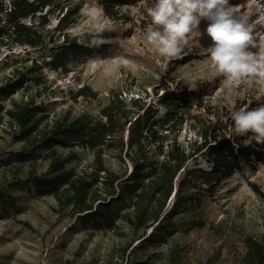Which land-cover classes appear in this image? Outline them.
Instances as JSON below:
<instances>
[{"label":"rangeland","instance_id":"obj_1","mask_svg":"<svg viewBox=\"0 0 264 264\" xmlns=\"http://www.w3.org/2000/svg\"><path fill=\"white\" fill-rule=\"evenodd\" d=\"M229 3L252 21L264 15V0ZM154 4L155 0H139L111 18L98 0H51L36 16L24 18L45 35L43 44L32 47L7 35L0 37V85L10 84L19 71L24 72L27 80L15 84L4 103L33 98L45 106L49 119L83 113L98 117L112 91H120L127 101L140 99L157 117L175 113L183 124L164 143L177 134L178 142L191 153L184 173L192 182L180 196L169 199L161 224L148 227L146 222L133 228L124 217L135 199V190L125 179L132 164L125 152L122 160L117 150L109 149L104 163L123 176L125 195L114 203L113 228H86L58 212L54 196L36 192L28 179L31 173L49 171V160L43 157L46 150L23 156L25 148L15 138L19 129L5 117L0 128V264H136L149 259L151 264H164L168 248L183 243L191 247L192 264H228L229 245L239 244L238 229L264 236V144H257L251 134L237 135L231 119L234 111L264 103V93L243 84L231 91L222 86L223 77L212 67L208 52L212 41L206 34V20L200 24L203 34L193 35L180 56L161 57L146 36L152 24L147 9ZM42 13H47L45 25L38 18ZM67 15L74 22L59 30V20ZM100 20L105 25L99 34L103 44L91 54L73 58L70 72L44 64L65 42V34L92 42ZM254 35L264 37V23H256ZM86 85L97 91L96 97L81 94ZM182 89L197 91L199 98L185 104L177 98ZM229 143L242 150L247 160L225 157L227 164H221L223 157L214 151ZM73 149L79 158L69 165L75 172H91L95 150ZM57 151L64 156L69 149L57 146ZM158 236L165 242L158 243Z\"/></svg>","mask_w":264,"mask_h":264},{"label":"trees","instance_id":"obj_2","mask_svg":"<svg viewBox=\"0 0 264 264\" xmlns=\"http://www.w3.org/2000/svg\"><path fill=\"white\" fill-rule=\"evenodd\" d=\"M50 1L12 0V8L6 13L7 23L0 27V37L7 35L14 42L32 47L43 44L45 35L35 24H27L23 20L36 16ZM98 1L106 15L116 18L120 16L123 6L139 0ZM38 18L41 25L48 23L47 13L39 14ZM72 22L74 17L69 19V15L64 16L57 28L64 30ZM64 37L65 42L55 47L44 64L68 73L73 58L91 54L96 48L91 42H81L67 34ZM18 75L17 79H11L14 81L10 84L0 85V128L5 124V117L11 126L18 127L15 138L25 148L23 156L45 148L43 157L49 160V171L45 174L31 173L28 179L35 185L36 192L42 196H54L56 210L76 218L86 228H113L114 203L125 195L121 183L123 176L108 169L103 159L106 151L114 149L122 160L125 152V157L132 164L131 173L125 179L135 190V199L132 211L126 212L124 217L133 228H139L146 222L148 227L161 224L169 199L180 196L182 189L192 182L184 173L191 153L178 142L177 134L164 143L172 130H180L182 118L179 119L175 113H167L164 118L157 117L156 111L146 107L140 99L127 101L120 91H112L98 117L83 113L74 118L49 119L45 106L36 103L33 98H13L8 106L4 103V98L15 91V84L27 80L24 72L19 71ZM80 91L81 94L97 96V91L88 85ZM182 92L177 98L185 104L200 95L197 91L182 89ZM165 126L166 129H163ZM57 146L68 148V153L61 155ZM75 146L95 150L91 172H75V168L69 165L79 158L78 152L73 149ZM148 152L154 154L148 155ZM214 154L223 157V165L227 164L225 157L234 158L237 162L240 158L247 160V155L240 149L235 150L231 143L221 145ZM238 230L239 244L229 245L226 262L264 264V236L257 237L243 227ZM157 241L165 242V238L158 236ZM190 253L188 243L173 245L167 250L164 264H192ZM136 264H151V261H137Z\"/></svg>","mask_w":264,"mask_h":264},{"label":"clouds","instance_id":"obj_3","mask_svg":"<svg viewBox=\"0 0 264 264\" xmlns=\"http://www.w3.org/2000/svg\"><path fill=\"white\" fill-rule=\"evenodd\" d=\"M152 24L146 29L147 41L164 58L181 55L193 35L203 34L202 20L208 21L206 34L212 67L223 77L222 86L231 91L241 84L264 93V37L254 35L256 23H264V15L252 21L246 13L237 12L229 0H155L147 9ZM98 34L92 46H100L105 25L95 24ZM234 131L264 144V103L232 112Z\"/></svg>","mask_w":264,"mask_h":264},{"label":"built area","instance_id":"obj_4","mask_svg":"<svg viewBox=\"0 0 264 264\" xmlns=\"http://www.w3.org/2000/svg\"><path fill=\"white\" fill-rule=\"evenodd\" d=\"M11 8L12 0H0V27L7 23L6 13L10 11Z\"/></svg>","mask_w":264,"mask_h":264}]
</instances>
